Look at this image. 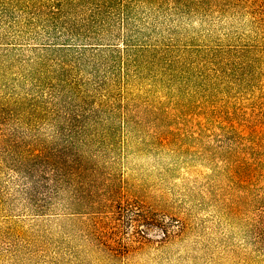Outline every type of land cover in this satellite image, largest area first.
<instances>
[{
  "label": "rangeland",
  "instance_id": "rangeland-1",
  "mask_svg": "<svg viewBox=\"0 0 264 264\" xmlns=\"http://www.w3.org/2000/svg\"><path fill=\"white\" fill-rule=\"evenodd\" d=\"M0 264H264V0H0Z\"/></svg>",
  "mask_w": 264,
  "mask_h": 264
}]
</instances>
